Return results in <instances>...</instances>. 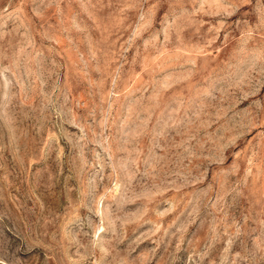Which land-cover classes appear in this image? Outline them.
<instances>
[{
  "label": "rangeland",
  "instance_id": "obj_1",
  "mask_svg": "<svg viewBox=\"0 0 264 264\" xmlns=\"http://www.w3.org/2000/svg\"><path fill=\"white\" fill-rule=\"evenodd\" d=\"M0 264H264V0H0Z\"/></svg>",
  "mask_w": 264,
  "mask_h": 264
}]
</instances>
